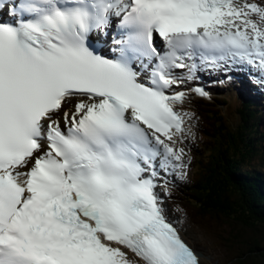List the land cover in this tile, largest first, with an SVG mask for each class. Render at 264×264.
I'll return each mask as SVG.
<instances>
[{"label": "snow or ice", "instance_id": "obj_1", "mask_svg": "<svg viewBox=\"0 0 264 264\" xmlns=\"http://www.w3.org/2000/svg\"><path fill=\"white\" fill-rule=\"evenodd\" d=\"M205 70L264 85V0H0V264H202L166 198Z\"/></svg>", "mask_w": 264, "mask_h": 264}, {"label": "trees", "instance_id": "obj_2", "mask_svg": "<svg viewBox=\"0 0 264 264\" xmlns=\"http://www.w3.org/2000/svg\"><path fill=\"white\" fill-rule=\"evenodd\" d=\"M228 93L234 113L225 114L214 102L201 109L207 127L201 128L203 140L192 163L195 173L182 186L183 199L235 223L224 237L227 249L235 254L232 264H264V129L258 125L256 108L260 105ZM239 226L258 232L248 235Z\"/></svg>", "mask_w": 264, "mask_h": 264}, {"label": "rangeland", "instance_id": "obj_3", "mask_svg": "<svg viewBox=\"0 0 264 264\" xmlns=\"http://www.w3.org/2000/svg\"><path fill=\"white\" fill-rule=\"evenodd\" d=\"M223 92H226V90L223 89ZM222 106H225V104H222ZM231 108L232 106L228 105L224 109L231 111ZM178 193L180 195V192ZM168 202L172 206L173 216H177L179 223L185 228L186 237L189 238L192 243H196L204 252L202 257L203 264H229L233 253L225 247V243L221 239V237L224 238L222 234L227 236L231 228L230 225L226 224V222L229 223L226 221V218L222 215L208 214L206 211L202 213L188 201H184L181 198H170ZM180 204L182 209L179 208ZM189 214L194 216V219H192ZM234 228H237V226ZM238 229L243 232L245 231L248 235L258 232V230L248 231L241 226H239ZM262 231L264 232V228ZM261 234L264 236V233ZM262 263L263 262L260 264Z\"/></svg>", "mask_w": 264, "mask_h": 264}, {"label": "bare ground", "instance_id": "obj_4", "mask_svg": "<svg viewBox=\"0 0 264 264\" xmlns=\"http://www.w3.org/2000/svg\"><path fill=\"white\" fill-rule=\"evenodd\" d=\"M211 74H213V75H218V73H213V72H210ZM241 75H243V73L241 72ZM200 80H202V79H200ZM200 144H201V142H200ZM201 251V250H200ZM202 258V257H201Z\"/></svg>", "mask_w": 264, "mask_h": 264}]
</instances>
